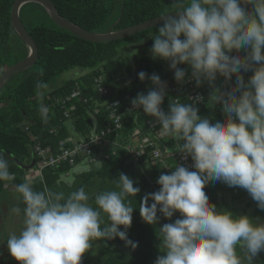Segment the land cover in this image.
<instances>
[{
	"label": "clouds",
	"instance_id": "obj_1",
	"mask_svg": "<svg viewBox=\"0 0 264 264\" xmlns=\"http://www.w3.org/2000/svg\"><path fill=\"white\" fill-rule=\"evenodd\" d=\"M173 7L158 16L150 35L152 58L168 62L178 83L186 77L178 65L186 64L197 86L204 81L211 85L217 74L229 80L235 74L236 84L211 96L213 103L222 104L226 117L210 123L195 106L202 96L191 104L170 101L165 113L161 105L166 82L155 73H138L141 81L147 78L154 87L132 99L133 109L142 108L155 117L159 136L175 140L195 169L176 165L171 174L162 173L159 190L142 197L140 216L149 225L157 223L158 211L167 219L177 212L181 217L159 229L164 254L155 264H252L264 250V223L217 211L205 185L222 181L241 187L264 210V0H174ZM250 70L254 74L245 82L242 73ZM40 112L46 119L43 105ZM11 179L9 162L0 153V181ZM113 183L118 190L96 195L93 207L83 187L65 197L62 192L34 191L26 178L17 185L25 204L24 227L7 240L11 257L19 264H81L93 242L117 237L136 249L138 242L128 238L127 229L134 211L131 198L141 190L124 173ZM102 214L109 221L103 228ZM238 246L242 255L237 254Z\"/></svg>",
	"mask_w": 264,
	"mask_h": 264
},
{
	"label": "trees",
	"instance_id": "obj_2",
	"mask_svg": "<svg viewBox=\"0 0 264 264\" xmlns=\"http://www.w3.org/2000/svg\"><path fill=\"white\" fill-rule=\"evenodd\" d=\"M14 1L0 0V74L6 67L24 59L29 53L27 44L11 24ZM54 2L60 14L66 19L88 30L102 32L110 29L119 18L113 29L134 25L161 13L170 12L169 5L172 0H54ZM20 14L25 26L39 45V57L31 67L10 76L0 89V153L8 160L9 172L13 176L11 180L0 181V195L10 189L11 181L16 186L26 182L30 170L20 167L16 160L30 163L33 156L37 159L33 148L34 135L39 137L44 146H49L55 151L62 139L87 137L94 128L97 131L105 129L111 122L106 102L119 99L120 110L123 113L122 125L120 128L114 127L106 135L101 146H93L92 156L97 162H93L90 168L82 170L75 169L67 163L47 167L37 179L32 178L31 187L37 192H62L65 197L83 187L90 198L88 203L95 207L96 195L104 191L118 190L113 182L118 180L120 173L129 176L134 181V186L141 190L131 198L134 211L131 227L127 229L128 238L138 242V247L132 249L125 246V242L118 237L113 240H101L104 264H155L157 257L163 254L159 246L152 248L155 246L152 245L154 242L148 240V224L142 221L139 205L142 197L147 194L150 179L159 177L164 167L151 156L150 149L136 161L133 158V149L127 147V144L136 137L150 133L147 121L151 116L142 109H128L130 101L139 93H148L145 85L139 81H136L139 82L138 85H135L136 82L132 85L126 84L134 70L129 52L132 51L131 46L137 43H145L141 48L134 50L140 59L143 72L148 76L153 73L159 75L161 81L167 84L166 91L171 85L181 84L175 80L174 70L170 69L168 62L152 58L150 49L153 41L150 35L156 31L157 25L125 38L94 42L58 26L40 3L24 4ZM121 48L127 52L125 54L129 55L128 58L120 51ZM178 67L185 69L187 74L192 72L186 64ZM74 68L90 71L79 77L54 82L49 86V83L61 73ZM123 70H128V74H125L122 82L115 83L119 72ZM100 73L106 75V84L110 87L107 96L100 95L95 89L94 77ZM253 74L251 70L242 73L245 82ZM235 84V74L230 80L217 74L211 85L207 81L202 82L200 85L205 91L206 99L198 105V115L213 122L223 120L226 116L222 104L213 103L211 96L217 90L227 92ZM148 85L149 91L152 90L154 86L150 80ZM73 89H79L80 93L68 105L63 106L58 102V98L72 93ZM236 94L239 95V92ZM184 102L189 104L187 98ZM41 105L47 110L46 119L40 112ZM66 107L70 109L69 116L65 114ZM158 137L167 149L172 151L175 149V140ZM182 143L183 141H180V144ZM82 159L79 157L78 162ZM72 171L74 178L69 181L67 178ZM214 188L209 182L205 185L211 204L218 201L214 196ZM4 199L6 198L0 199V206ZM23 203L21 204L25 208ZM216 209L219 210L218 207ZM157 216L158 218L162 216L159 211ZM102 218L103 228L109 221L106 214H102ZM170 221L173 222L172 218ZM120 230H124V226H120ZM136 230H141L138 240L134 234ZM81 264H95V261L90 260L86 252L81 258Z\"/></svg>",
	"mask_w": 264,
	"mask_h": 264
},
{
	"label": "built area",
	"instance_id": "obj_3",
	"mask_svg": "<svg viewBox=\"0 0 264 264\" xmlns=\"http://www.w3.org/2000/svg\"><path fill=\"white\" fill-rule=\"evenodd\" d=\"M125 75L118 76L115 83L122 82ZM138 81L145 85L146 90L149 92L150 86L149 79ZM95 89L102 96H107L110 93V87L106 84V75L103 73L97 74L94 77ZM80 93L79 89H73L72 93L58 98V102L63 106L68 105L72 99ZM146 95V94H145ZM202 96L203 100L198 102L195 106L203 103L206 99L205 91L201 85L197 86L196 81L191 79V74L186 73L185 81L178 85H171L167 91V95L161 105V109L168 113L170 101L179 99L182 103L187 98L189 104L196 96ZM129 97V95H127ZM132 101V100H131ZM129 103L128 109H133ZM106 106L110 113V124L100 131L95 128L88 134L87 137L62 139L59 142L58 148L52 151L49 146H44L37 135L33 136L34 142V154L37 159L35 165L38 168V172L42 175V172L47 167H54L56 165L67 163L74 166L75 169H87L90 168L93 162H97L94 156H92L93 146H101L105 142L106 135L112 131V129L120 128L123 120V113L120 110V100L113 99L106 102ZM142 109V108H141ZM65 114L69 116L70 109L66 107ZM150 133L141 135L138 139L127 144L128 148L133 149V158L138 161L145 153L147 149H150L151 156L163 165V174H171L174 171L176 165L186 167L190 171H194V162L191 157L186 156L179 150V146L176 142L174 150H169L162 143L158 137L160 125L156 122V118L152 117L147 121ZM26 129L28 127L26 126ZM158 135V136H157ZM180 143V142H179ZM83 158L78 162V158ZM167 166L168 168H165ZM32 172V171H31ZM33 174V173H32ZM159 177L150 179V186L147 193H154L159 190L160 185L157 183ZM153 201H150L152 203Z\"/></svg>",
	"mask_w": 264,
	"mask_h": 264
},
{
	"label": "rangeland",
	"instance_id": "obj_4",
	"mask_svg": "<svg viewBox=\"0 0 264 264\" xmlns=\"http://www.w3.org/2000/svg\"><path fill=\"white\" fill-rule=\"evenodd\" d=\"M174 0L169 5L171 11H174ZM251 8V6L249 7ZM117 22V21H116ZM115 22V23H116ZM114 24V23H113ZM112 26V25H111ZM110 26V27H111ZM122 53H127L123 48L120 49ZM125 56H129L128 54ZM128 58V57H127ZM89 69L81 70L79 68H74L71 70H67L61 73L57 78L53 79L49 86L54 82H62L65 79L79 77L81 74L88 73ZM124 72V73H121ZM120 75H127L128 70H123L119 72ZM139 82H136L135 85H138ZM221 92V91H220ZM223 93V92H221ZM224 111V110H223ZM225 113V112H224ZM210 123H215L209 119ZM30 171L33 172V177L37 179L39 177L38 168L35 165ZM74 178L73 171L68 175V180L72 181ZM211 185L215 188V191L218 192V196L220 201L215 202L216 208L218 207V211H228L232 213L234 216H248L253 222L255 223H264V210H261L257 207V202L252 199L250 194L243 188L238 187H230L229 189H225L229 187L226 183L222 181H210ZM11 186L8 191L0 195L1 198H6L2 200L0 206V264H19L13 257H11L8 247H7V240L12 234H19L20 231L24 227V206L21 204L23 203V198L20 193L17 191V186L13 185L11 181ZM12 187V188H11ZM13 191V192H12ZM6 194V195H4ZM7 196V197H6ZM15 202V203H14ZM15 205H14V204ZM24 204V203H23ZM19 209V211H16ZM180 217V214L177 212L172 217L173 222L170 219L164 218L161 216L158 218V221L154 225H147L148 227V240H150L155 245L152 248L160 247V250L163 253L164 249L161 245V239L159 237V229L162 227L163 224L166 223H174V221ZM141 230L134 231L135 236H137V240L140 236ZM88 258L92 261H95V264H104V254L102 250V242L101 240H97L93 242L92 247L87 251ZM243 250L237 247V254L242 255ZM2 261V263H1ZM252 264H264V250H261L255 257L252 258Z\"/></svg>",
	"mask_w": 264,
	"mask_h": 264
},
{
	"label": "water",
	"instance_id": "obj_5",
	"mask_svg": "<svg viewBox=\"0 0 264 264\" xmlns=\"http://www.w3.org/2000/svg\"><path fill=\"white\" fill-rule=\"evenodd\" d=\"M28 2L40 3L41 5L45 7L48 14L51 16V18L54 20V22L58 26L72 32L73 34L83 39L94 41V42H104V41H111L115 39L125 38L127 36H130L135 33H138L146 29H149L151 27H154L159 22L158 21L159 15H158L156 17L141 21L134 25H130V26L118 28V29H113V26L118 24V21L120 20L119 18V20L116 23H114L113 26L107 31L97 32V31L88 30L82 27L81 25L75 22H72L66 19L65 17H63L60 14L58 7L56 3L54 2V0H15L12 5V10H11V24L14 30L16 31V33L27 44L29 48V53L24 59H21L20 61L6 67L3 70V72L0 74V89L3 87L5 82L10 78V76H12L14 73L18 71L31 67L32 65L36 63L39 57V45L36 39L31 34V32L25 26L21 18V14H20L22 6ZM249 6L251 5H247V7ZM143 45H145V43H137L131 46L132 51L129 52V55L134 64V70H133L131 79L128 81L126 85H132L139 79L138 73L142 71V65H141L138 55L134 52V50L141 48ZM239 55L241 56L244 55V52L242 49L239 50ZM16 161L18 165L22 167L23 169L30 170L35 166L36 159L33 156L32 161L30 163L22 162L18 159Z\"/></svg>",
	"mask_w": 264,
	"mask_h": 264
},
{
	"label": "crops",
	"instance_id": "obj_6",
	"mask_svg": "<svg viewBox=\"0 0 264 264\" xmlns=\"http://www.w3.org/2000/svg\"><path fill=\"white\" fill-rule=\"evenodd\" d=\"M225 115L224 116H226V113H224ZM139 138V136L138 137H136L135 139H138ZM162 141V140H161ZM33 172H29V174H28V179L30 180V181H32V176H33V174H32Z\"/></svg>",
	"mask_w": 264,
	"mask_h": 264
},
{
	"label": "flooded vegetation",
	"instance_id": "obj_7",
	"mask_svg": "<svg viewBox=\"0 0 264 264\" xmlns=\"http://www.w3.org/2000/svg\"><path fill=\"white\" fill-rule=\"evenodd\" d=\"M224 183V182H223ZM230 187H227V188H225L226 190L227 189H229ZM236 189H238L237 187H235ZM218 193H219V191L218 192H216L215 191V194H214V196H215V198L218 200V201H220V198H219V196H218Z\"/></svg>",
	"mask_w": 264,
	"mask_h": 264
}]
</instances>
